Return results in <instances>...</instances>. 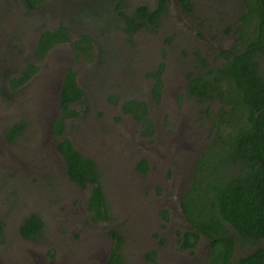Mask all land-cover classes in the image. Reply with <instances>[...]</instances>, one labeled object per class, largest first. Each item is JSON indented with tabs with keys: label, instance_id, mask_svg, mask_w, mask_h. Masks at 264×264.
Masks as SVG:
<instances>
[{
	"label": "rangeland",
	"instance_id": "1",
	"mask_svg": "<svg viewBox=\"0 0 264 264\" xmlns=\"http://www.w3.org/2000/svg\"><path fill=\"white\" fill-rule=\"evenodd\" d=\"M81 1L47 0L39 9L28 11L23 0H0V75L30 61L42 66L27 85L0 91V218L6 237L0 244V264H49L50 259L54 264H107L114 245L111 229L124 237L126 264H208L211 245L206 238L192 251L180 248L181 233L190 228L182 195L198 179L207 175L209 180L214 165H219L214 144L216 150L221 148L218 141L227 137L228 126L240 114H233V120L227 114L221 117L228 106L188 95L187 69L193 65L189 52L199 48L215 56L218 47L233 46L244 0H197L190 13L178 0H168L157 29H141L134 39H128L121 23H107L110 31L105 35L99 30L104 21L118 19L112 10L114 2H106V11L94 15L80 12L77 3ZM158 1L126 0L123 10L155 7ZM70 17L79 36L90 29L100 35L106 63L78 64L71 41L53 47L45 63V58H35L34 41L41 31ZM63 58L72 62L50 69ZM70 65H76L86 94L83 102L75 104L79 115L68 119L66 135L99 165L111 215L106 222L90 219L85 205L91 189L76 185L68 179L67 170L54 164L60 158L47 134L60 112V76ZM157 70L163 71L164 82L159 101L153 95L156 80L149 76ZM50 72L56 78L47 86L44 78ZM6 86L7 80L0 76L1 90ZM133 98L148 104L155 125L152 136L143 135L141 124L122 110L121 103ZM18 122L26 128L18 140L10 142L5 130ZM144 157L149 160L145 173L138 169ZM220 165L226 169L224 163ZM31 213L45 223L37 240L19 233L20 224ZM262 245L264 239L253 246L238 244L233 258ZM151 250L157 251L155 262L146 258Z\"/></svg>",
	"mask_w": 264,
	"mask_h": 264
},
{
	"label": "trees",
	"instance_id": "2",
	"mask_svg": "<svg viewBox=\"0 0 264 264\" xmlns=\"http://www.w3.org/2000/svg\"><path fill=\"white\" fill-rule=\"evenodd\" d=\"M46 1L23 0V4L26 10L34 11ZM106 2H111L112 5L114 2L116 7L112 10L117 13L118 19L104 21L102 27H99L102 35L110 31L107 23H121L128 39H134L139 30H155L159 26L167 12L168 0H159L155 7L139 5L130 13L123 10L126 0H82L77 3V7L80 12L99 15L106 11ZM180 3L184 11H193L192 0H180ZM244 4L245 8L241 9L242 14L236 20L237 39L233 46L218 47L215 58L213 57L214 65H211L210 56L207 57L200 49H194V64L187 69L190 97L203 102L220 101L223 106H228L223 108L221 117L227 114L233 120V114H240L228 126L232 131L227 133L226 138L218 141L217 146L221 143V148L216 150L214 144L213 152L218 155L219 165H214V173L209 180L207 175L198 179L195 187L188 188L182 195V208L190 228L181 233L180 248L192 251L202 237L206 238L211 245L208 264H264V245L233 258L238 244L253 246L264 239V0H244ZM70 18V21L68 19L67 22L60 23L57 29L47 27L41 31L34 54L37 60L59 43L71 41V30L74 29L72 23L75 19ZM92 33V29L88 34L80 33L81 38L75 45V56L86 65L95 64L98 67L101 63H106L102 44L99 48L82 46L83 42H90ZM40 66L36 61H30L27 65L18 67L19 69L0 75L7 80L6 88L2 87L0 91L7 93L6 91H15L27 85ZM162 72L157 70L149 74L156 80L153 89L156 101L160 100L164 87ZM85 94V88L78 79V70L71 66L63 78L59 97L61 114L54 119L51 133L55 138L57 151L66 162L68 179L82 188L91 189L87 202L90 219L94 222H106L111 215L99 165L92 158L84 156L66 135L68 119L79 115V110L74 105L83 102ZM121 108L141 124L143 135H153L155 125L144 100H126L121 103ZM25 128V123L18 122L5 130V136L8 141L15 142ZM223 163L226 168L224 170L220 165ZM200 165L201 163L197 167L198 171L202 170ZM138 169L143 173L149 170L148 158L141 159ZM226 173L232 175L224 176ZM163 212L166 213L167 210ZM44 227L42 217L31 213L20 224L19 233L25 239L37 240ZM109 235L114 245L108 264H126L122 256V233L111 229ZM5 238V223L0 218V244ZM156 256L157 251L151 250L146 258L155 262Z\"/></svg>",
	"mask_w": 264,
	"mask_h": 264
},
{
	"label": "flooded vegetation",
	"instance_id": "3",
	"mask_svg": "<svg viewBox=\"0 0 264 264\" xmlns=\"http://www.w3.org/2000/svg\"><path fill=\"white\" fill-rule=\"evenodd\" d=\"M192 2H193V5H192V8H193V10H195V3L197 2V0H192ZM178 3L182 6V4L180 3V0H178ZM182 8H183V6H182ZM70 19L71 18H69V21H70ZM74 22H75V20H74ZM73 22V23H74ZM59 26L60 25H58L57 27H53L52 29H57V28H59ZM157 29V28H156ZM155 29V30H156ZM152 30H154V29H152ZM127 33V32H126ZM71 34H72V36H73V38L71 39V52H72V55H73V57L76 59V56H75V54H76V41H79L80 40V36H79V33H77V31L75 30V28L73 29V30H71ZM111 34V33H110ZM128 35V34H127ZM76 36H79V37H76ZM100 35H98V34H96V33H92L91 35H90V42H83L82 43V46H93V47H95V48H97L98 47V45H100L101 43H100V41H101V38L99 37ZM39 38H40V34H39V36L36 38V40L34 41V42H36L35 43V46H33V48L36 50V47H37V45L39 44ZM204 40L205 41H208V38H204ZM131 41H133V40H131ZM65 43H67V42H65ZM59 44H62V43H59ZM58 44V45H59ZM57 46V45H56ZM53 48V47H52ZM195 49H199V48H195ZM51 50L52 49H50L46 54H45V56L43 57V58H39V60H42V59H44L45 58V61H44V63L47 61V60H49V58H46V57H48L49 55H50V52H51ZM194 50V49H193ZM193 50L192 51H190L189 53H190V55H191V57H195L194 55H192V52H193ZM201 50V49H200ZM202 52H203V54H205L207 57H208V54H206V52H204L203 50H201ZM214 55L213 56H210V58H212V61L214 62ZM79 61H78V64H80V63H83V61L81 60V59H78ZM192 60H193V58H192ZM72 62V61H71ZM70 62V60L69 59H67V58H63V60L61 61V63H54L52 66H50V69H52V68H55V67H58L59 68V66H62V67H64V64H66V63H71ZM212 63V62H211ZM76 64H77V62H76ZM193 64H194V60H193ZM70 66H72V67H74L75 69L77 68L76 67V65H70ZM41 67L42 66H40V69L38 70V72H36V73H34L33 74V77L32 78H34V76L36 75V74H39V71L41 70ZM68 70H69V67L65 70V72H64V75L62 74L61 76H60V79H61V83L63 82V78H64V76H65V74L68 72ZM50 74L51 75H49L48 74V76H50V77H48V76H46L45 75V82H44V85H50L51 84V80L50 79H54V78H56V76L52 73V72H50ZM52 77H54V78H52ZM59 79V80H60ZM188 81H189V79H188ZM62 86V85H61ZM46 94V93H45ZM59 97H60V91H59ZM133 99H135V98H133ZM138 100V99H137ZM74 107H75V105H74ZM61 114V109H60V112H59V114H57L56 116H54L53 117V119H52V121H54V119L58 116V115H60ZM52 126L49 128V129H47V134L48 135H50V144L51 145H53V148H54V151L58 154V156H59V158H60V162L58 163H54L58 168H63L65 171H66V162H65V160H64V158H63V156L57 151V148H56V142H55V138H54V136L52 135ZM73 141V140H72ZM73 143H74V145H75V147L80 151V149L76 146V144H75V142L73 141ZM81 152V151H80ZM82 153V152H81ZM83 154V153H82ZM84 155V154H83ZM85 156V155H84ZM87 202H88V200L86 201V205H85V208H86V210L88 211V208H87ZM109 259V258H108ZM49 264H54V261L52 262V259H50V262H49ZM107 264H108V261H107Z\"/></svg>",
	"mask_w": 264,
	"mask_h": 264
}]
</instances>
